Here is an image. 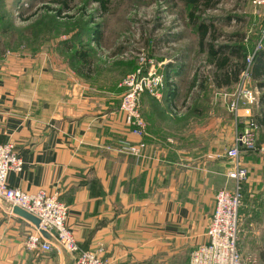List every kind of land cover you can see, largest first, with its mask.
Instances as JSON below:
<instances>
[{
	"label": "crops",
	"instance_id": "1",
	"mask_svg": "<svg viewBox=\"0 0 264 264\" xmlns=\"http://www.w3.org/2000/svg\"><path fill=\"white\" fill-rule=\"evenodd\" d=\"M121 78L115 69L78 74L58 49L0 54V143H14L24 162L8 185L58 195L80 248L102 250L107 264H144L149 248L172 241L191 254L207 241L217 193L232 184L225 154H213L224 148L204 146L202 116L186 112L190 101L182 117L173 116L175 83L158 98L143 96L147 135L131 134L120 112ZM123 140L145 142L144 157L118 153ZM253 155L244 154L245 164ZM246 167L244 191L258 202L243 206L240 227L264 232V186ZM32 232L0 199V264H74L51 236L52 251L29 250Z\"/></svg>",
	"mask_w": 264,
	"mask_h": 264
},
{
	"label": "rangeland",
	"instance_id": "2",
	"mask_svg": "<svg viewBox=\"0 0 264 264\" xmlns=\"http://www.w3.org/2000/svg\"><path fill=\"white\" fill-rule=\"evenodd\" d=\"M59 1L0 0V54L23 51L27 45L25 42L19 44L22 33L37 21L43 22L39 31L42 32L44 51H56L58 43L67 39L75 49L87 50L90 34L96 29L102 39L91 47L97 49L95 56L101 67L122 72L123 78L135 67L139 54L161 64L163 88L175 83L176 88L171 87L176 97L172 106L186 107L190 101L186 112L194 111L196 107L202 116L204 146L214 150L224 148L223 152L213 154H225L224 150L232 145L230 138L235 131L226 101L236 86H219L225 70H219L211 63L207 46L200 47L196 22H205L210 27L206 43L215 41L217 47L242 46L245 48L242 56L248 55L264 50V7L254 8L252 0H213L210 8L198 12L196 19L190 20L189 7L178 0H109L107 11L93 0L69 1L67 7ZM59 10L62 14L57 22L61 26L58 28L54 24L58 32L52 30L49 35V20L41 17L55 16ZM235 53L238 52L235 50ZM239 62L235 55L230 64ZM259 83L264 84V76L258 81L252 78V86L260 91L258 103L253 108L254 119L260 123L264 120V86L260 87ZM170 117L173 123L180 120ZM259 136L264 137V124L259 128ZM249 157L252 159L247 160L246 165H250L251 177L262 188L264 159L256 155ZM254 164L259 167L254 169ZM256 202L258 199L246 194L244 205ZM239 229L241 254L245 258L256 257L259 264H264L261 258L264 250L262 227ZM147 256L144 264H188L190 253L172 241L170 247L149 248Z\"/></svg>",
	"mask_w": 264,
	"mask_h": 264
},
{
	"label": "built area",
	"instance_id": "3",
	"mask_svg": "<svg viewBox=\"0 0 264 264\" xmlns=\"http://www.w3.org/2000/svg\"><path fill=\"white\" fill-rule=\"evenodd\" d=\"M256 9L264 7V0H252ZM260 48V47H259ZM256 52L246 57V67L242 71L236 90L228 95L226 105L236 131L234 143L225 152L230 164L226 173L232 183L222 188L216 195V206L207 229V241L194 249L188 264H259L256 257L245 258L239 249L240 216L243 187L249 177L244 162L243 150L264 156V144L258 145L259 125L254 119L253 108L258 103L260 91L252 86V65ZM138 67L122 78L119 87L124 89L120 112L124 115L129 132L142 139L147 135V124L141 111V99L145 94L160 97L164 87L161 64L149 60L145 54L138 55ZM185 109L172 107L175 117H182ZM145 142L131 143L123 140L117 152L143 158ZM24 162L12 142L0 143V199L12 208L20 207L40 220V227L28 236L27 248L32 251H52L51 240L44 237L48 233L61 248L75 256L74 264H107L101 257L102 250L85 251L80 248L72 230L68 226V207L58 195L45 190L26 193L8 185L11 171L20 172Z\"/></svg>",
	"mask_w": 264,
	"mask_h": 264
},
{
	"label": "trees",
	"instance_id": "4",
	"mask_svg": "<svg viewBox=\"0 0 264 264\" xmlns=\"http://www.w3.org/2000/svg\"><path fill=\"white\" fill-rule=\"evenodd\" d=\"M69 1H75V0H61L59 2H61V4L63 6H68ZM95 3H97L101 9H104L105 11H107V5L109 3V0H93ZM180 2H182L183 4H185L187 7H189L190 11H189V19L190 20H194L196 19V14L198 12H204L206 11L208 8H210L209 6L212 5L213 0H178ZM208 7V8H207ZM58 14V15H56ZM55 14V16H47V17H41L42 19L49 20L50 23V28H49V32L47 34L51 35L52 30H54L57 34L58 32V28L61 26L60 24H58L57 20L59 18V16L62 14V11H57V13ZM42 21H37L33 26L31 27H27V31L22 33V37L20 38V42L21 43H26V47H30L32 50L37 51L40 48L42 49L41 46H43L42 42V38H41V34L42 32H40V25L42 24ZM57 24L58 28L56 25ZM196 25L198 27V33H199V38H200V47L203 49L205 46H207V52H208V56L210 58V61L212 64H215L217 66V68L219 70H225L224 71V75L222 77V79L219 82V86L222 87V85L225 86H233V85H237V83L239 82V78L240 75L242 73V71L245 69L246 67V55L242 56L243 51H245V48L242 46L239 47H228V46H222V47H217L215 45V41H211L209 43H206L207 40V36L209 35L210 32V27L208 25H206V23H197ZM81 30L83 28H80ZM94 31L91 32L90 34V46L88 47L87 50H83V49H75L74 47H72V45H69V40H65L62 41L60 43H58V50L63 53L66 54L70 65L72 66V68L79 74H85V75H89V73H93V71L96 70H100L101 72L105 71V70H110V67H108L107 69H104L103 67H101V65L98 64L97 60H96V48L94 49V47H91V45L94 44H98L101 39H102V35L98 32H96V29H93ZM56 36V35H53ZM57 37V36H56ZM58 38V37H57ZM46 39V38H45ZM208 44V45H207ZM235 50L238 53H235ZM237 55L238 58L240 59L239 63H235V64H230L231 62V58L233 56ZM107 67V66H105ZM138 67V60H136V64L135 67L132 69L131 72L136 71ZM130 72V73H131ZM252 78L254 81H258L260 80L263 76H264V50H258L257 53L255 54L254 60H253V65H252ZM122 80V79H121ZM121 80L118 83V88L121 92H124V89L119 87V84L121 82ZM168 80V79H166ZM260 84V87H263L264 84ZM168 87V85H167ZM123 96V93H122ZM143 98V97H142ZM122 101V100H121ZM142 102V99H141ZM262 104H264V96L262 97ZM121 106V105H120ZM142 111V110H141ZM192 112H198L196 110L192 111ZM143 114V113H142ZM257 121V120H256ZM258 125H260L259 127H261L264 124V120L257 122ZM259 146L264 144V137H260L258 139V143ZM243 152V156L245 153H249L252 154V152H246V151H242ZM254 155L264 159V156L259 155L258 153H253ZM245 185V183H244ZM246 197V192L244 191V187H243V199H242V204L239 210V216H240V222H241V211L242 208L244 206V200ZM239 242V241H238ZM239 245V244H238ZM261 258L264 260V250L261 251Z\"/></svg>",
	"mask_w": 264,
	"mask_h": 264
},
{
	"label": "water",
	"instance_id": "5",
	"mask_svg": "<svg viewBox=\"0 0 264 264\" xmlns=\"http://www.w3.org/2000/svg\"><path fill=\"white\" fill-rule=\"evenodd\" d=\"M13 213L19 217H22L23 219L29 221L32 225H34L36 228L40 227V220L33 216L32 214L26 212L25 210L21 209L20 207H14ZM42 234L47 239L50 238V235L44 231H42Z\"/></svg>",
	"mask_w": 264,
	"mask_h": 264
}]
</instances>
